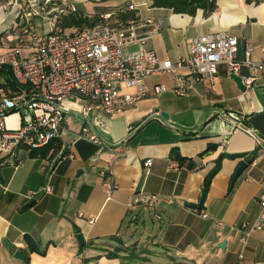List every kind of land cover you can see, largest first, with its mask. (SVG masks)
Segmentation results:
<instances>
[{"label":"crops","instance_id":"0c3cea01","mask_svg":"<svg viewBox=\"0 0 264 264\" xmlns=\"http://www.w3.org/2000/svg\"><path fill=\"white\" fill-rule=\"evenodd\" d=\"M60 1L74 4L76 13L89 18L134 4L139 21L150 19L157 25L147 48L173 63L187 55L190 38L215 32L236 38L237 60L246 44L251 46V60L261 57L264 0H212L211 10L190 5L179 13L154 7L151 0ZM12 20L7 0H0V33ZM73 30L85 29L66 31ZM177 73L191 81L185 96L173 93L171 74L152 75L149 84L164 83L168 91L103 116L104 123L96 127L106 143L101 150L78 138L83 121L71 111L65 116L54 165L55 157H30L25 150L9 160L0 154V264H24V255L29 264H264V232L252 231L241 242L238 230L255 218L256 196L264 188V136L249 125L250 118L264 110V71L244 91L229 78L225 64L217 66L211 83L195 79L185 69ZM246 73L240 65L234 74L242 78ZM4 120L9 127L22 121L20 113ZM172 147L195 167L178 166L169 155ZM62 151L72 157H61ZM220 155L219 167L204 189ZM147 159L151 164L146 167ZM240 161L246 166L232 179ZM102 171L117 186L111 194L102 186ZM41 189L44 194L30 204ZM201 189L205 219L193 207ZM139 191L158 199L153 206L136 204L134 194ZM25 235L43 253L28 252ZM130 250L146 260L128 257Z\"/></svg>","mask_w":264,"mask_h":264},{"label":"built area","instance_id":"2783aa9c","mask_svg":"<svg viewBox=\"0 0 264 264\" xmlns=\"http://www.w3.org/2000/svg\"><path fill=\"white\" fill-rule=\"evenodd\" d=\"M7 7L13 20L0 33V67L9 72L13 85L0 87V154L8 160L19 150L39 149L60 139L65 116L71 111L83 121L78 138L101 150L106 143L96 127L104 123L103 116L123 112L145 97L168 91L164 83L149 84L152 75L171 74L173 93L183 97L191 81L177 73L180 69L211 83L219 64H225L231 73H237L242 65L247 71L241 78L246 89L264 71V44L259 46V60L250 59L249 44L241 60H237L236 38L225 32L190 38L187 55L175 63L161 59L146 46L157 25L150 19L139 21L134 4L101 13L95 26L71 33L60 25V19L76 11L74 4L60 0H7ZM144 26L152 28L139 33ZM131 46L135 49H128ZM0 84H5L4 78ZM12 113L21 114L17 127L5 123V117ZM150 164V159L145 160L146 167ZM101 176L106 192H114L116 184L106 172L102 171ZM45 190L51 192L52 188ZM157 199L155 194L139 191L133 200L141 206H153ZM256 202L258 211L251 224L238 227L241 242L252 231L264 232V188ZM197 213L200 218L207 217L202 210Z\"/></svg>","mask_w":264,"mask_h":264},{"label":"trees","instance_id":"16d2710c","mask_svg":"<svg viewBox=\"0 0 264 264\" xmlns=\"http://www.w3.org/2000/svg\"><path fill=\"white\" fill-rule=\"evenodd\" d=\"M151 5L154 7H164V8H169L172 9L174 12H185L187 8L190 5L198 6L201 8H208L212 9L213 8V3L212 0L207 1V0H151ZM99 22V14H94L91 15L90 18L83 16L80 13H69L61 17L60 19V25L67 29L71 27H75L78 29H89L95 26ZM0 78L5 79V84H0V87H5L7 84L8 85H13V82L11 80L9 72L4 68L0 67ZM60 151V139H57L45 147L39 148V149H31L28 150L29 156L30 157H41L45 159H53ZM67 155L66 151H62L60 154L61 157H65ZM170 157L172 160L176 161L177 165H184L188 170H191L195 167V163L190 159V158H184L179 155L176 147H172L170 150ZM233 157V156H232ZM221 159V155L219 158L216 159L214 167L212 170L207 174L204 182H203V187L204 189L207 187L210 178L212 175L217 171L219 167V161ZM247 162H250L249 160ZM202 201L198 202L196 205L193 207L198 211L200 210V205ZM24 240L27 244L28 252H39L36 244L33 242V240L28 236H24ZM84 245L80 246V251L82 250ZM123 246L121 245V248L119 251H123ZM43 253V252H39ZM108 257H115L116 254H107ZM128 257L130 258H135L138 261H145V258H142L141 256L138 255V253H134L132 250L129 251ZM23 262L24 264H29V259L28 255L23 256Z\"/></svg>","mask_w":264,"mask_h":264},{"label":"water","instance_id":"95a60500","mask_svg":"<svg viewBox=\"0 0 264 264\" xmlns=\"http://www.w3.org/2000/svg\"><path fill=\"white\" fill-rule=\"evenodd\" d=\"M187 13H190V8L188 9ZM229 78L235 82V85H236L238 90L244 91V86L242 85L241 77L239 75H236L234 73H230ZM161 115L164 119H167V117H168V115L165 112H162ZM249 125L253 129H255L260 135L264 136V110L262 112H260L259 114H256L255 116L250 118ZM58 159H59L58 156L55 157V159L52 162V165H54L56 163V161H58ZM245 166H246V163L243 161H240L237 164V166H236V168L232 174V179L236 178L240 174V172L244 169ZM43 194H44V189H41L39 191V193L35 195V197L30 202V204H32L33 202L38 200ZM203 197H204V189H201L199 197H198V202L202 201ZM78 238L81 242L83 241L82 235L78 234ZM3 244L7 247H10L7 240H5V239L3 240ZM223 246H224V243L221 244V247H223ZM14 256L17 258L21 257L19 251H15Z\"/></svg>","mask_w":264,"mask_h":264},{"label":"rangeland","instance_id":"374dc122","mask_svg":"<svg viewBox=\"0 0 264 264\" xmlns=\"http://www.w3.org/2000/svg\"><path fill=\"white\" fill-rule=\"evenodd\" d=\"M92 12H97V11L92 10ZM38 27H41V25H38ZM23 54L25 55L26 54V51H23Z\"/></svg>","mask_w":264,"mask_h":264}]
</instances>
